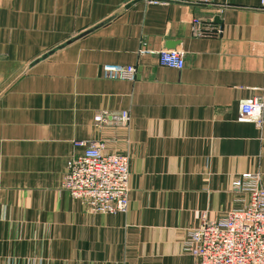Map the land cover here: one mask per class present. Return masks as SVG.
<instances>
[{
	"label": "crops",
	"instance_id": "crops-1",
	"mask_svg": "<svg viewBox=\"0 0 264 264\" xmlns=\"http://www.w3.org/2000/svg\"><path fill=\"white\" fill-rule=\"evenodd\" d=\"M221 32L196 36L192 19ZM150 50L180 49L183 69ZM104 63L137 67L134 81ZM260 0H0V264H194L185 231L246 203L232 187L264 172ZM102 110L128 126L97 125ZM76 140L130 156L127 213H92L62 187Z\"/></svg>",
	"mask_w": 264,
	"mask_h": 264
},
{
	"label": "built area",
	"instance_id": "built-area-1",
	"mask_svg": "<svg viewBox=\"0 0 264 264\" xmlns=\"http://www.w3.org/2000/svg\"><path fill=\"white\" fill-rule=\"evenodd\" d=\"M148 4H168L170 0H143ZM211 4L213 0H197ZM264 11V0H260ZM196 36H211L221 32L212 21L192 19ZM140 54L156 53L163 66L183 69L185 54L180 49L150 50L146 42ZM101 75L106 79L134 81L137 67L132 64L104 63ZM261 90L264 92V82ZM264 99L257 95L240 103L239 120L263 124ZM129 111L102 110L95 116L97 125L109 123L128 126ZM82 151L68 161L62 187L92 213H127L130 208V156L128 153L104 152L103 143L95 140H76ZM235 191L246 192L249 199L224 214L211 218L204 214L198 225L186 230L184 250L191 254L194 264H264V172H244L232 185Z\"/></svg>",
	"mask_w": 264,
	"mask_h": 264
},
{
	"label": "rangeland",
	"instance_id": "rangeland-1",
	"mask_svg": "<svg viewBox=\"0 0 264 264\" xmlns=\"http://www.w3.org/2000/svg\"><path fill=\"white\" fill-rule=\"evenodd\" d=\"M191 227H193V226H191ZM189 228H190V227H189ZM189 228H187V229H189ZM187 229H186V230H187ZM185 233H186V231H185ZM44 261H46L45 257H42V258H40V259H37V264H43Z\"/></svg>",
	"mask_w": 264,
	"mask_h": 264
}]
</instances>
